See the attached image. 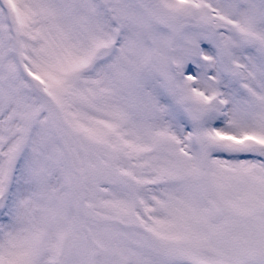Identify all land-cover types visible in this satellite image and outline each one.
Instances as JSON below:
<instances>
[{
    "label": "snow or ice",
    "instance_id": "snow-or-ice-1",
    "mask_svg": "<svg viewBox=\"0 0 264 264\" xmlns=\"http://www.w3.org/2000/svg\"><path fill=\"white\" fill-rule=\"evenodd\" d=\"M0 264H264V0H0Z\"/></svg>",
    "mask_w": 264,
    "mask_h": 264
}]
</instances>
